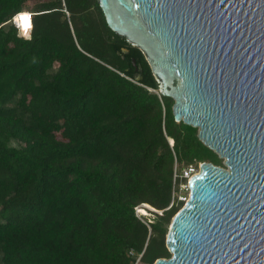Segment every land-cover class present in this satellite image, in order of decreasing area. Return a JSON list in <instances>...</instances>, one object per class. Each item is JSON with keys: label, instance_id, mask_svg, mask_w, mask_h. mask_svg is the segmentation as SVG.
Masks as SVG:
<instances>
[{"label": "trees", "instance_id": "1", "mask_svg": "<svg viewBox=\"0 0 264 264\" xmlns=\"http://www.w3.org/2000/svg\"><path fill=\"white\" fill-rule=\"evenodd\" d=\"M173 104L97 0H0V264L170 257L175 165L223 166Z\"/></svg>", "mask_w": 264, "mask_h": 264}, {"label": "water", "instance_id": "2", "mask_svg": "<svg viewBox=\"0 0 264 264\" xmlns=\"http://www.w3.org/2000/svg\"><path fill=\"white\" fill-rule=\"evenodd\" d=\"M97 1L175 120L225 159L201 162L169 227L172 255L154 264H264V0Z\"/></svg>", "mask_w": 264, "mask_h": 264}, {"label": "built area", "instance_id": "3", "mask_svg": "<svg viewBox=\"0 0 264 264\" xmlns=\"http://www.w3.org/2000/svg\"><path fill=\"white\" fill-rule=\"evenodd\" d=\"M25 12L28 14V18L31 22L30 27L28 28V33H26L25 30L23 29L21 25V19H20L21 15ZM32 14L33 12L31 11H21V12L16 13L12 19V22L16 25V27L20 29L22 34L26 37L30 35L31 30H32ZM200 165H201V162L198 164L191 163L181 169H178L177 165H175L174 189H173V199H172L171 206L174 204V202H180V201L186 202L189 199L190 197L189 181L194 174L199 172ZM136 211H137V214L140 216V214L142 213L141 205L136 207Z\"/></svg>", "mask_w": 264, "mask_h": 264}, {"label": "rangeland", "instance_id": "4", "mask_svg": "<svg viewBox=\"0 0 264 264\" xmlns=\"http://www.w3.org/2000/svg\"><path fill=\"white\" fill-rule=\"evenodd\" d=\"M32 4H33V2H32ZM29 9V8H28ZM26 11H28V10H26ZM223 159V166L224 167H226L225 166V159L224 158H222ZM222 166V165H221ZM180 205L179 206H184V204H185V202H182V201H180V203H179ZM141 207H145V205L144 206H141ZM152 209V208H151ZM143 213V212H142ZM145 214H150L148 211H147V213H145ZM170 227V226H169ZM166 238H167V236H166ZM139 264H147V263H142V262H140Z\"/></svg>", "mask_w": 264, "mask_h": 264}, {"label": "snow or ice", "instance_id": "5", "mask_svg": "<svg viewBox=\"0 0 264 264\" xmlns=\"http://www.w3.org/2000/svg\"><path fill=\"white\" fill-rule=\"evenodd\" d=\"M21 20H26L27 18L26 17H21L20 18ZM28 25L27 24H25V27H27Z\"/></svg>", "mask_w": 264, "mask_h": 264}]
</instances>
